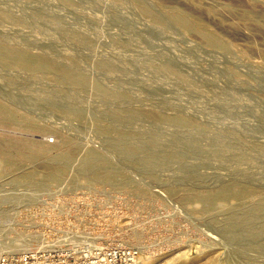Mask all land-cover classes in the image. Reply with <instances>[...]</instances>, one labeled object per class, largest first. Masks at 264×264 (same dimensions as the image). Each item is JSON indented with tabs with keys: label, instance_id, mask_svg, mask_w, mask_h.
Segmentation results:
<instances>
[{
	"label": "rangeland",
	"instance_id": "1",
	"mask_svg": "<svg viewBox=\"0 0 264 264\" xmlns=\"http://www.w3.org/2000/svg\"><path fill=\"white\" fill-rule=\"evenodd\" d=\"M64 237L264 264V0H0V255Z\"/></svg>",
	"mask_w": 264,
	"mask_h": 264
},
{
	"label": "built area",
	"instance_id": "2",
	"mask_svg": "<svg viewBox=\"0 0 264 264\" xmlns=\"http://www.w3.org/2000/svg\"><path fill=\"white\" fill-rule=\"evenodd\" d=\"M64 238L68 239L23 252L3 253L0 264H138L140 261L138 250L120 240L97 244L76 237Z\"/></svg>",
	"mask_w": 264,
	"mask_h": 264
},
{
	"label": "bare ground",
	"instance_id": "3",
	"mask_svg": "<svg viewBox=\"0 0 264 264\" xmlns=\"http://www.w3.org/2000/svg\"><path fill=\"white\" fill-rule=\"evenodd\" d=\"M19 56V55H18ZM14 58V57H13ZM17 59V58H16ZM19 59V57H18ZM22 59V58H21ZM20 60V59H19ZM17 61V60H16ZM19 62V61H18ZM21 62V61H20ZM215 199V198H214ZM207 201V200H206ZM209 201V200H208ZM258 204V203H257ZM25 250H28V249H21V252L25 251ZM139 264V263H138Z\"/></svg>",
	"mask_w": 264,
	"mask_h": 264
}]
</instances>
